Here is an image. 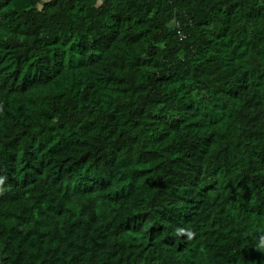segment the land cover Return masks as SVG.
<instances>
[{
    "label": "trees",
    "instance_id": "1",
    "mask_svg": "<svg viewBox=\"0 0 264 264\" xmlns=\"http://www.w3.org/2000/svg\"><path fill=\"white\" fill-rule=\"evenodd\" d=\"M261 239L264 0H0V264H264Z\"/></svg>",
    "mask_w": 264,
    "mask_h": 264
},
{
    "label": "clouds",
    "instance_id": "2",
    "mask_svg": "<svg viewBox=\"0 0 264 264\" xmlns=\"http://www.w3.org/2000/svg\"><path fill=\"white\" fill-rule=\"evenodd\" d=\"M178 232H183L184 229H177ZM191 235V233H189V236ZM257 247L264 249V239H261V241L259 242V244L257 245Z\"/></svg>",
    "mask_w": 264,
    "mask_h": 264
}]
</instances>
